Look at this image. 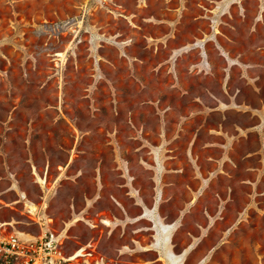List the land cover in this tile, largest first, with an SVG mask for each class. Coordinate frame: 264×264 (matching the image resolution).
I'll return each mask as SVG.
<instances>
[{
    "label": "rangeland",
    "instance_id": "rangeland-1",
    "mask_svg": "<svg viewBox=\"0 0 264 264\" xmlns=\"http://www.w3.org/2000/svg\"><path fill=\"white\" fill-rule=\"evenodd\" d=\"M154 216L264 264V0H0V223L166 264Z\"/></svg>",
    "mask_w": 264,
    "mask_h": 264
},
{
    "label": "built area",
    "instance_id": "built-area-1",
    "mask_svg": "<svg viewBox=\"0 0 264 264\" xmlns=\"http://www.w3.org/2000/svg\"><path fill=\"white\" fill-rule=\"evenodd\" d=\"M8 227L0 223V264H109L93 245L65 254L63 242L54 232L45 231L36 238L20 237Z\"/></svg>",
    "mask_w": 264,
    "mask_h": 264
},
{
    "label": "crops",
    "instance_id": "crops-1",
    "mask_svg": "<svg viewBox=\"0 0 264 264\" xmlns=\"http://www.w3.org/2000/svg\"><path fill=\"white\" fill-rule=\"evenodd\" d=\"M155 221H158L159 223H162L160 219H158L157 217H152ZM152 220V219H151ZM163 224V223H162ZM165 225V224H163ZM155 228V227H154ZM155 231L157 233V245L160 243L161 244V249H162V257L165 261L166 264H182V256L180 255H174L171 251H170V246H169V237L171 236L170 233V227L169 225H165L163 228L161 229H156ZM23 235V234H21ZM161 241V242H160Z\"/></svg>",
    "mask_w": 264,
    "mask_h": 264
},
{
    "label": "bare ground",
    "instance_id": "bare-ground-1",
    "mask_svg": "<svg viewBox=\"0 0 264 264\" xmlns=\"http://www.w3.org/2000/svg\"><path fill=\"white\" fill-rule=\"evenodd\" d=\"M38 181H39L41 184L43 183L42 179H38ZM30 212H31V213H34V212H35V208H34V207H30Z\"/></svg>",
    "mask_w": 264,
    "mask_h": 264
}]
</instances>
